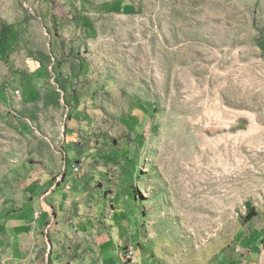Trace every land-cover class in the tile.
Masks as SVG:
<instances>
[{
	"label": "rangeland",
	"instance_id": "obj_1",
	"mask_svg": "<svg viewBox=\"0 0 264 264\" xmlns=\"http://www.w3.org/2000/svg\"><path fill=\"white\" fill-rule=\"evenodd\" d=\"M35 23L74 51L78 29L87 72L0 110V213L87 147L115 187L137 189L142 251L158 264L223 252L252 264L238 244L247 204L264 214V0H0V33Z\"/></svg>",
	"mask_w": 264,
	"mask_h": 264
},
{
	"label": "crops",
	"instance_id": "obj_2",
	"mask_svg": "<svg viewBox=\"0 0 264 264\" xmlns=\"http://www.w3.org/2000/svg\"><path fill=\"white\" fill-rule=\"evenodd\" d=\"M69 37L75 51L67 49L58 35L39 30L36 23L28 30L0 33L2 112H22L49 101V96L58 97L84 77L87 66L77 48L80 31ZM94 111L88 107L90 115ZM142 113L134 107L128 116L140 124ZM75 124H67L73 133ZM87 150L71 149L60 176L42 171L27 184L21 199L0 213V264H158L142 251L145 244L134 186L122 179L115 187L116 177L101 171V162L109 158L99 156V150ZM245 227L238 249H247L244 258L252 264H264V214L256 212ZM128 247L135 251L133 262L125 259ZM240 259L223 252L215 262L237 264Z\"/></svg>",
	"mask_w": 264,
	"mask_h": 264
},
{
	"label": "trees",
	"instance_id": "obj_3",
	"mask_svg": "<svg viewBox=\"0 0 264 264\" xmlns=\"http://www.w3.org/2000/svg\"><path fill=\"white\" fill-rule=\"evenodd\" d=\"M134 190L137 191V189L135 187H134ZM247 207H248L249 211L247 212L245 219L247 221H249L256 215V212L254 211L255 208L253 206H250L247 204Z\"/></svg>",
	"mask_w": 264,
	"mask_h": 264
},
{
	"label": "built area",
	"instance_id": "obj_4",
	"mask_svg": "<svg viewBox=\"0 0 264 264\" xmlns=\"http://www.w3.org/2000/svg\"><path fill=\"white\" fill-rule=\"evenodd\" d=\"M17 93H18V91H17ZM78 169H79V167L76 166L75 170H78ZM135 260H136L135 251L132 247H130V262H133Z\"/></svg>",
	"mask_w": 264,
	"mask_h": 264
},
{
	"label": "bare ground",
	"instance_id": "obj_5",
	"mask_svg": "<svg viewBox=\"0 0 264 264\" xmlns=\"http://www.w3.org/2000/svg\"><path fill=\"white\" fill-rule=\"evenodd\" d=\"M125 259H126V261L130 262V247H128L126 252H125Z\"/></svg>",
	"mask_w": 264,
	"mask_h": 264
}]
</instances>
